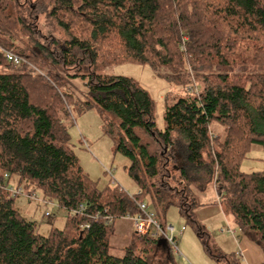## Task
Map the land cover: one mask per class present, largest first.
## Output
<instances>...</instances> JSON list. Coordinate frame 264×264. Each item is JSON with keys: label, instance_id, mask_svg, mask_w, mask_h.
Masks as SVG:
<instances>
[{"label": "trees", "instance_id": "obj_1", "mask_svg": "<svg viewBox=\"0 0 264 264\" xmlns=\"http://www.w3.org/2000/svg\"><path fill=\"white\" fill-rule=\"evenodd\" d=\"M4 51L41 73H0V264H175L170 246L135 232L112 255L115 222L137 215L139 202L162 224L176 205L210 259L238 264L212 249L191 212L193 193L211 186L264 256V170L241 171L264 151V0H0V67H15ZM119 63L147 65L185 91L167 98L163 130L138 82L101 74ZM91 109L138 193L99 189L80 167L69 129ZM12 177L25 196L55 200L64 228L40 235L14 207Z\"/></svg>", "mask_w": 264, "mask_h": 264}, {"label": "rangeland", "instance_id": "obj_2", "mask_svg": "<svg viewBox=\"0 0 264 264\" xmlns=\"http://www.w3.org/2000/svg\"><path fill=\"white\" fill-rule=\"evenodd\" d=\"M22 64L23 66H20V64L13 68H11L10 65L9 68L8 65H6V67H0V73L6 71H28L27 68L35 73H41L35 67L28 66V63L25 60H23ZM101 74L131 78L138 82L140 86L149 93L154 102V122L159 130H163L165 127L163 117L167 98H174L185 94L183 89L175 87L163 78L157 77L153 70L147 65L119 63L106 67ZM71 86L75 90L73 91L76 97L82 100L83 96L87 93L84 82L78 78L71 84ZM188 90L194 91V88L189 86ZM69 134L71 137L72 149L78 159L80 167L92 181L97 183L99 189L117 186L128 195L138 193L136 184L126 170L129 166L128 160L114 151L113 142L108 135L103 133L101 118L95 110L91 109L84 113L76 114L74 116L73 125L69 129ZM263 170L264 151L252 150L242 162L241 171L251 173ZM15 186V178L12 177L8 188L15 189ZM24 192L26 195L25 189ZM193 194L194 206L191 212L198 223L203 224L204 222H207L208 225L205 228L210 234V245L214 250L215 244L213 240L218 242V238H222L219 234L220 229L223 230V234L221 235H225V237L230 235V233L227 232L226 223L220 220L219 217L212 218L209 221H201L198 218L197 213L207 207L204 206L205 204L211 205L209 206L211 209L218 207L216 204L217 196L215 190L211 186L205 193L200 194L194 192ZM25 195H18L14 198V207L19 210L21 216L35 222L37 225V232L40 235L47 236L51 228L59 230L64 228L67 215L65 211L58 209L55 200H43L42 193L39 190L34 191L36 199H31ZM161 219L162 222L174 227L176 236L181 228H184L183 234L176 243L178 253H172L175 264H196L195 259L197 260L198 257H201L200 259H206L205 257H207L216 264L214 260L210 259L205 254L193 228L189 223L186 224V221L181 217L180 211L176 205L171 206L166 213L161 216ZM119 221L126 223V220L119 219L115 222V226ZM117 224L119 225V223ZM230 225L236 227L231 223ZM233 229L236 230V234L240 235L241 232L238 228V231L236 228ZM226 241L225 249H222V252L223 254L230 255L233 252V249L230 245V240ZM214 251L217 252L216 250ZM118 254L117 251L112 252L113 256H121ZM232 264H235L234 259H232Z\"/></svg>", "mask_w": 264, "mask_h": 264}, {"label": "crops", "instance_id": "obj_3", "mask_svg": "<svg viewBox=\"0 0 264 264\" xmlns=\"http://www.w3.org/2000/svg\"><path fill=\"white\" fill-rule=\"evenodd\" d=\"M216 204L218 207H215L214 209H211L209 207L211 205L205 204L204 206H207V207L203 208L202 210H200L197 213V216L201 221H209L212 218L219 217L220 220H222L223 222L226 223L225 225H226L227 229H230L233 231V233H231L230 235H227L225 237V235H221V234H223V231H222V229H220L219 234H220V236H222V238L221 237L218 238V240H219L218 242L213 240L216 247L222 252V249H225V245H226L225 241L230 240V245L233 249L232 250L233 252L231 254L235 255V259L238 261L239 264H263L264 256H263V253L261 252L260 248L255 243L248 240L242 233H240V235L236 234V230L233 228L237 229L238 226H236V224L234 223V221L231 217H230L231 219L228 218L229 216L227 217V215L224 213V211L222 210V208L218 202V197L216 200ZM227 220H228V223H227ZM117 223H119V225ZM117 223L115 226V233H114L113 237L111 238V246H112L111 253L117 251V253H119L118 255L122 256V249L128 244L133 230H132L131 223L127 220H126V223H124L122 221H119ZM230 223L235 225L236 227H233L232 225H230ZM202 225L205 228V227H207L208 224H207V222H204ZM238 229H237V231H238ZM182 234H183V232H182ZM181 235H179V234L177 235V238H176L177 242H178ZM200 258L201 257H198L197 260L195 259L196 264H214L207 257H205L206 259H200ZM216 264H218V263H216Z\"/></svg>", "mask_w": 264, "mask_h": 264}, {"label": "built area", "instance_id": "obj_4", "mask_svg": "<svg viewBox=\"0 0 264 264\" xmlns=\"http://www.w3.org/2000/svg\"><path fill=\"white\" fill-rule=\"evenodd\" d=\"M4 55L9 63H11L13 66L17 67L21 64V59L14 55L12 52L4 51ZM7 191L9 192V196L11 198L16 197L18 195H25L24 189L19 186H15V189L5 187ZM29 198H35L36 196L34 193L31 195H27ZM137 207L139 210V213L137 215H126L123 219L128 220L131 223L133 232L137 233L138 235H149L153 238L157 239H164L166 244L171 247L173 252L178 253L177 248V236L175 235V229L172 225L169 224H162L155 212L148 208L144 203H137ZM84 211V205L79 204L74 212V214L82 215ZM113 218L107 217L105 218V223L109 224L111 223ZM86 228L84 225H80V229ZM184 228H182L177 235H181ZM223 231V230H222ZM227 232L230 234L233 233L232 230L227 229Z\"/></svg>", "mask_w": 264, "mask_h": 264}, {"label": "water", "instance_id": "obj_5", "mask_svg": "<svg viewBox=\"0 0 264 264\" xmlns=\"http://www.w3.org/2000/svg\"><path fill=\"white\" fill-rule=\"evenodd\" d=\"M158 243H159V244H166V242H165L164 239H159Z\"/></svg>", "mask_w": 264, "mask_h": 264}]
</instances>
